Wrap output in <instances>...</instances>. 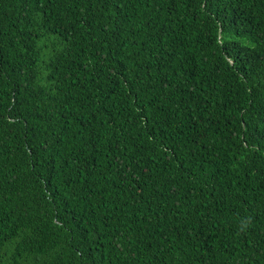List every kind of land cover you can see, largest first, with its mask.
I'll list each match as a JSON object with an SVG mask.
<instances>
[{
	"label": "trees",
	"instance_id": "1",
	"mask_svg": "<svg viewBox=\"0 0 264 264\" xmlns=\"http://www.w3.org/2000/svg\"><path fill=\"white\" fill-rule=\"evenodd\" d=\"M0 264H264V0H0Z\"/></svg>",
	"mask_w": 264,
	"mask_h": 264
}]
</instances>
